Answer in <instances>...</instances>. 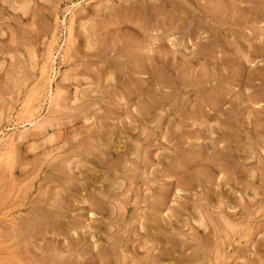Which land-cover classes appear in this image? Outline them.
<instances>
[{
	"label": "rangeland",
	"instance_id": "obj_1",
	"mask_svg": "<svg viewBox=\"0 0 264 264\" xmlns=\"http://www.w3.org/2000/svg\"><path fill=\"white\" fill-rule=\"evenodd\" d=\"M0 264H264V0H0Z\"/></svg>",
	"mask_w": 264,
	"mask_h": 264
},
{
	"label": "bare ground",
	"instance_id": "obj_2",
	"mask_svg": "<svg viewBox=\"0 0 264 264\" xmlns=\"http://www.w3.org/2000/svg\"><path fill=\"white\" fill-rule=\"evenodd\" d=\"M25 6H27L26 4H25ZM22 9V8H21ZM73 37V36H72ZM155 101H156V99H154ZM54 102V101H53ZM50 140H51V138H49ZM98 206V205H97ZM96 207V206H95ZM97 209V208H96ZM203 225V224H202Z\"/></svg>",
	"mask_w": 264,
	"mask_h": 264
}]
</instances>
